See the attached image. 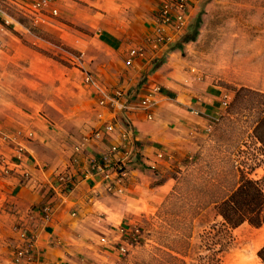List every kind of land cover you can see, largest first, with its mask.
<instances>
[{
  "label": "rangeland",
  "instance_id": "1",
  "mask_svg": "<svg viewBox=\"0 0 264 264\" xmlns=\"http://www.w3.org/2000/svg\"><path fill=\"white\" fill-rule=\"evenodd\" d=\"M113 3L107 16L105 10L100 14L98 2L94 9L74 11L89 23L75 24L60 13L45 14L34 24L22 0H0V112L5 99L39 113L55 131L54 140L60 137L69 146L82 133L89 112L80 71L104 70L108 81L117 77L113 54L100 43L101 32L112 27L118 37L125 34L120 22L134 10ZM200 10L197 39L172 49L179 50L176 58L184 69L199 71L204 85L230 91L231 103L187 153L153 172L150 186L166 184L167 190L155 207L133 214L141 239L124 254L115 250L109 264H260L264 224L225 228L215 203L242 174L264 177V126L259 125L264 116V0H201L193 16Z\"/></svg>",
  "mask_w": 264,
  "mask_h": 264
},
{
  "label": "crops",
  "instance_id": "2",
  "mask_svg": "<svg viewBox=\"0 0 264 264\" xmlns=\"http://www.w3.org/2000/svg\"><path fill=\"white\" fill-rule=\"evenodd\" d=\"M30 1L22 0L25 5ZM113 1L55 0L54 5L58 14H67L69 20L80 24L89 21L85 16L80 18L75 10L94 9L98 2L100 14L104 15L105 10L107 16ZM116 1L119 6L127 5L134 10L130 19L120 22L125 34L118 37L110 31L112 27L101 32L100 43L113 54L111 64L117 77L108 81L104 70L93 72L102 78L110 92L121 90L124 100L139 101L152 92L157 101L152 110L154 116L147 119L145 111L135 110L115 118L109 108L97 104L96 95L82 81L81 70V84L89 95L88 117L82 133L65 146L60 137L58 142L54 140L55 131L42 122L39 113H27L21 106L3 99L0 158L16 161L21 146V165L30 172V179L22 180L20 169L5 175L0 165V264H14L16 223L24 224L36 236L32 258L23 264H109L117 250L120 227L133 221L134 213L155 207L167 190L166 184L150 186L153 172L187 153L195 139L205 134V126L215 123L225 110L222 95L232 96L223 87L204 85L194 66L184 69L176 58L179 50L172 49L180 38L162 49L151 48L149 37L154 31L153 15L158 10V0H138L142 8L139 4L134 6L131 0ZM200 1L192 3V16ZM40 13L36 23L41 16L51 15L48 10ZM131 46H142L145 51L127 65L125 59ZM155 85L158 92L152 89ZM114 121L116 127L106 131L105 125ZM121 126L128 129L125 141L119 136ZM99 129L101 135L97 138L94 133ZM112 145L118 149L109 155L110 164L98 170L95 163H102L101 156ZM160 150L171 153L172 158L159 160L156 168L149 167L148 159ZM121 164L128 170L127 176L116 183L114 191H107L108 177L113 178L115 168ZM59 172L69 175L70 188L66 191L56 188ZM47 202L51 213L45 219L42 207Z\"/></svg>",
  "mask_w": 264,
  "mask_h": 264
},
{
  "label": "built area",
  "instance_id": "3",
  "mask_svg": "<svg viewBox=\"0 0 264 264\" xmlns=\"http://www.w3.org/2000/svg\"><path fill=\"white\" fill-rule=\"evenodd\" d=\"M196 0H158L159 6L158 10L153 15L154 21V31L153 35L149 37L150 46L154 50H159L167 45H170L175 41L176 38H181V36L187 31L189 21L192 17L191 8L192 3ZM55 0H32L26 6L28 12L32 16V21L35 24L37 21V14L48 10L51 15H57L58 9L54 5ZM145 49L142 46H131L128 49L127 57L125 62L127 65H131L133 59L136 56L142 55ZM73 57V54L71 55ZM82 81L83 83L92 91L97 97V104L100 107L109 108L110 112L116 118L118 114L124 112H130L135 110L145 111L147 119H152L154 113L152 112L154 105L156 104V99L150 92L144 96L139 101H127L123 99L122 91L117 89L110 92L107 86L104 84L102 78L92 70L83 68L82 70ZM153 91L158 92L159 87L155 85ZM222 103L225 105V109L228 107L231 97L228 93H224L221 97ZM215 123L209 122L205 128V132L212 130ZM117 123L108 122L105 125V130H113ZM120 125V124H119ZM101 130H96L94 136L100 137ZM120 138L125 141L128 139V129L125 127H120L119 131ZM118 149L117 145H112L107 153L101 156L102 163H95L98 170H103L104 166L110 164L109 155L116 152ZM22 147L19 146L18 156L16 161H10L5 158H0L1 171L3 174L8 175L14 171L20 169V174L22 180L30 179V172L21 165V154ZM172 158L171 153H165L163 151H157L153 154L151 158L148 159V165L151 168H156L157 162L159 160L165 159L170 160ZM116 174L113 178L107 179L106 190L114 191L116 183H121L128 174V170L124 165H117L115 168ZM57 190L66 191L70 188L69 175L64 172H59L56 175ZM46 190V186L42 188ZM43 217L48 219L51 213L50 203L47 202L42 207ZM14 231L17 232V245L14 248L12 262L14 264H23L31 260L32 249L36 242V236L25 229V225L22 223H16L13 226ZM140 226L137 222L130 221L121 226L119 229V243L117 250L119 253L124 254L130 250V248L136 246L141 239Z\"/></svg>",
  "mask_w": 264,
  "mask_h": 264
},
{
  "label": "trees",
  "instance_id": "4",
  "mask_svg": "<svg viewBox=\"0 0 264 264\" xmlns=\"http://www.w3.org/2000/svg\"><path fill=\"white\" fill-rule=\"evenodd\" d=\"M201 11L191 17L187 31L172 48H181L183 43L197 39L202 25ZM230 103L231 101L228 107ZM259 125L264 126V116L259 121ZM215 208L217 214L221 216V224L225 228H235L244 222L254 227L261 226L264 224V177L254 178L242 174L238 184L215 203ZM257 255L261 260L260 264H264V245L257 250Z\"/></svg>",
  "mask_w": 264,
  "mask_h": 264
}]
</instances>
